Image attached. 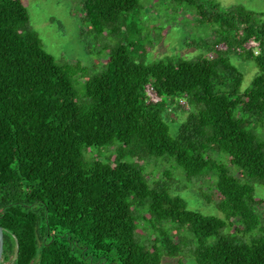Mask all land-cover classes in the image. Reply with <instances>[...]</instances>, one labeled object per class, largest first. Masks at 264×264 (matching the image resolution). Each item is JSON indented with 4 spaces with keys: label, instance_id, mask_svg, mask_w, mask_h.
I'll list each match as a JSON object with an SVG mask.
<instances>
[{
    "label": "trees",
    "instance_id": "16d2710c",
    "mask_svg": "<svg viewBox=\"0 0 264 264\" xmlns=\"http://www.w3.org/2000/svg\"><path fill=\"white\" fill-rule=\"evenodd\" d=\"M171 1L193 9L211 30L210 40L196 43L205 52L145 62V48L136 58L137 43L121 42L79 94L75 77L88 68L45 49L22 0H0L2 263L163 264L164 253L180 264L188 256L198 264H264V199L245 179L264 184V136L256 132L264 130V12L217 0ZM141 7L140 0H81L85 50ZM253 38L258 53L244 47ZM222 43L226 49L217 48ZM232 55L257 66L250 87L242 89L244 73ZM181 99L189 109L173 135L168 117L183 109ZM116 140L114 156L86 159L84 147ZM166 155L188 183L214 178L208 189L216 195L201 188L200 196L224 218L189 208L167 172L150 178L147 163ZM227 226L229 234L209 242ZM255 229L262 235L243 238Z\"/></svg>",
    "mask_w": 264,
    "mask_h": 264
},
{
    "label": "rangeland",
    "instance_id": "374dc122",
    "mask_svg": "<svg viewBox=\"0 0 264 264\" xmlns=\"http://www.w3.org/2000/svg\"><path fill=\"white\" fill-rule=\"evenodd\" d=\"M22 1L29 12V24L39 33L45 49L58 60L78 61L81 62L82 66L88 68L85 77H75V86L79 94L84 93L85 79L90 78L103 69L108 50L119 45L121 42L134 41L137 43L139 51L132 52L136 58L144 55L142 52L144 51L143 48H145L146 54L142 59L145 62H152L166 56L196 59L198 54L205 52V49L196 46V43L203 39L210 40L212 38L211 30L207 26H202L198 23L194 10L188 6L176 5L171 0H140L142 5L140 12L136 10L128 12L127 20L121 19L111 25L110 28H106L98 44L92 47L91 52H87L79 35L81 0ZM217 1L223 7L240 4L247 8L264 12V0ZM115 26L117 27V31L112 32L111 29ZM139 28L141 29L138 30ZM184 41L187 42L185 43ZM231 61L244 73L242 89L250 87L257 73V66L253 62L242 60L236 55L231 56ZM147 93L151 100L156 101L160 99L150 84L147 86ZM181 103L183 104V109L173 112L174 115H169L168 117V120L171 122V133L173 135L176 134L178 123L184 118L186 111L189 109L186 99H181ZM173 116L176 117V121H172ZM256 132L259 138L262 139L261 135L264 136V130L259 126ZM119 147L120 143L116 140L112 144L105 146L84 147V153L87 160L92 159L94 156H100L101 158L112 157ZM152 158L147 163L146 169L150 178H165V172H167L170 174L174 184L181 185L179 194L186 200L189 208L198 210L206 215L224 218V214L214 203L207 204L200 196L201 188L203 191L207 190L210 192L208 186L213 184V177H210V179L208 176L207 183H204L202 178L188 183L184 170L176 163L174 158L168 155L161 158ZM220 158L232 172L239 175V169L228 161L226 155H221ZM245 179L254 186L256 197L264 199L263 182L252 177ZM210 193L215 194L214 190H211ZM214 198L217 197L214 196ZM259 210L262 213L264 212L261 206H259ZM169 227L172 228L171 225ZM150 229V227L145 229L141 226L140 231L146 235H155ZM186 229L181 230V235L192 238V233ZM173 231L174 229L172 228ZM231 231L230 226H227L218 235L210 237L209 242L212 243L219 236L229 234ZM261 235L262 233L258 229H255L243 236V238L248 240ZM179 260L180 258L178 257L162 254L163 264H180ZM182 260L184 264H198L194 257L191 256L184 257Z\"/></svg>",
    "mask_w": 264,
    "mask_h": 264
},
{
    "label": "built area",
    "instance_id": "2783aa9c",
    "mask_svg": "<svg viewBox=\"0 0 264 264\" xmlns=\"http://www.w3.org/2000/svg\"><path fill=\"white\" fill-rule=\"evenodd\" d=\"M258 45L259 44H258L257 40L253 38V39H250L247 43H245L244 47L245 48H251V47L256 48L255 52L258 53ZM217 48L218 49H226V45L224 43H222V44L217 45ZM238 49L240 50V48H238ZM210 55H212V53H210ZM152 101H154V100H152ZM156 101H158V100H156Z\"/></svg>",
    "mask_w": 264,
    "mask_h": 264
},
{
    "label": "water",
    "instance_id": "95a60500",
    "mask_svg": "<svg viewBox=\"0 0 264 264\" xmlns=\"http://www.w3.org/2000/svg\"><path fill=\"white\" fill-rule=\"evenodd\" d=\"M4 253V228L0 225V264H3Z\"/></svg>",
    "mask_w": 264,
    "mask_h": 264
}]
</instances>
